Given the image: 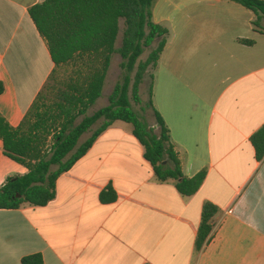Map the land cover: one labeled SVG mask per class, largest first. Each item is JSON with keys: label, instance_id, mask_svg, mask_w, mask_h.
<instances>
[{"label": "crops", "instance_id": "1", "mask_svg": "<svg viewBox=\"0 0 264 264\" xmlns=\"http://www.w3.org/2000/svg\"><path fill=\"white\" fill-rule=\"evenodd\" d=\"M42 1L0 0V114L12 127L55 68L28 12ZM151 15L168 34L139 94L148 79L152 117L183 175L206 171L200 188L184 196L158 181L131 124L114 121L58 176L50 202L0 209V264L34 253L43 264H264V156L250 142L264 124V17L232 0H154ZM26 172L0 139V186ZM107 186L116 199L104 203ZM205 202L218 211L195 251Z\"/></svg>", "mask_w": 264, "mask_h": 264}, {"label": "trees", "instance_id": "2", "mask_svg": "<svg viewBox=\"0 0 264 264\" xmlns=\"http://www.w3.org/2000/svg\"><path fill=\"white\" fill-rule=\"evenodd\" d=\"M264 17V0H232ZM154 0H43L28 9L29 15L45 40L55 68L83 60L86 75L81 81L69 82L58 89L49 104L43 88L17 127H12L0 114L2 152L23 165L27 172L8 176L0 186V209H16L23 203L44 206L55 197V181L91 147L97 137L114 121L130 123L132 133L143 146V156L153 168L158 181H172L184 196L193 195L203 183L206 171L191 177L181 171L177 152L170 140L169 129L154 110L153 127L141 119L131 106L130 99L140 103L139 86L148 68L153 69L166 44L168 30L152 20ZM123 20L121 44L115 47L119 21ZM253 24L258 25L255 20ZM147 57L139 61L144 49ZM245 44L252 40L241 39ZM118 53L121 77L108 95V103L87 114L101 96L111 55ZM133 73V76H132ZM4 86L0 81V94ZM151 106V101L149 100ZM82 116L77 123L76 119ZM102 123L78 145L79 138L93 124ZM48 139L51 143L46 148ZM257 160L264 156V124L251 136ZM52 166H56L52 169ZM116 193L107 186L100 193L104 203L113 202ZM218 207L211 202L202 206L201 220L194 241L199 251L208 241L211 220ZM21 264H43L42 256L34 253L22 257Z\"/></svg>", "mask_w": 264, "mask_h": 264}, {"label": "rangeland", "instance_id": "3", "mask_svg": "<svg viewBox=\"0 0 264 264\" xmlns=\"http://www.w3.org/2000/svg\"><path fill=\"white\" fill-rule=\"evenodd\" d=\"M123 20L120 19L119 21V33L115 42V47H119L121 44V38H122V31H123ZM157 41H154L150 47H147L144 49L143 53L141 54L139 61L145 60L147 57L149 51L151 48H153L156 45ZM121 61V58L118 53H114L111 55L110 59V66L108 68V71L106 73V77L104 80L103 88L101 96L96 100V102L90 106L87 110V114H92L95 110L98 108L105 106L108 103V95L111 92L114 84L120 79L121 77V69L119 66V63ZM151 68H148L146 73L144 75L149 76L151 73ZM86 65L83 64V60H78L74 63H68L64 64L61 67H58L54 73L51 74L49 80L47 81V85L42 90V94L46 96L47 100L46 104H49L51 100H53L52 97H54L57 93L58 89L66 87L69 82L74 81H81L84 76L86 75ZM133 76V73H132ZM146 76V78H148ZM149 81L146 79V81H143L141 85V92L139 94L140 96V103L134 102L132 99H130L131 106L134 109V111L138 114V116L147 122L149 125L155 124V120L152 117V114L149 109V99H148V87ZM82 116H79L76 119V122L78 123ZM102 123V119L98 120L95 124L92 125V127L85 132L78 140V145L82 143L86 138H88L91 133ZM154 132L158 133V127L154 125L153 127ZM51 143V139H48L46 148H48L49 144ZM56 166H52V169H55Z\"/></svg>", "mask_w": 264, "mask_h": 264}]
</instances>
